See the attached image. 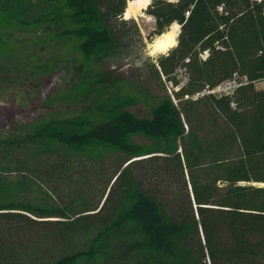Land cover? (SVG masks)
<instances>
[{
    "label": "trees",
    "instance_id": "16d2710c",
    "mask_svg": "<svg viewBox=\"0 0 264 264\" xmlns=\"http://www.w3.org/2000/svg\"><path fill=\"white\" fill-rule=\"evenodd\" d=\"M129 1L0 0V27L98 64L141 35ZM146 13L149 37L180 32L138 95L0 135V264H264V0H153ZM234 76L232 94L191 99ZM46 244L60 249L42 256Z\"/></svg>",
    "mask_w": 264,
    "mask_h": 264
},
{
    "label": "rangeland",
    "instance_id": "374dc122",
    "mask_svg": "<svg viewBox=\"0 0 264 264\" xmlns=\"http://www.w3.org/2000/svg\"><path fill=\"white\" fill-rule=\"evenodd\" d=\"M147 8L133 17L141 35L130 41L123 55L88 65H80L82 57L71 42H44L40 32L4 21L0 27V135L41 119L91 113L113 96L138 95L136 85L149 74L150 64L159 54L169 51L153 52L158 36L149 37L156 24L146 13ZM178 79L180 86L186 83L183 71L178 72ZM165 84L172 94V84ZM256 87L264 89V81L256 83ZM133 111L144 115L147 109L141 103ZM59 249L46 244L42 256L55 254ZM43 257L10 260L9 264H46L48 258Z\"/></svg>",
    "mask_w": 264,
    "mask_h": 264
},
{
    "label": "bare ground",
    "instance_id": "6f19581e",
    "mask_svg": "<svg viewBox=\"0 0 264 264\" xmlns=\"http://www.w3.org/2000/svg\"><path fill=\"white\" fill-rule=\"evenodd\" d=\"M150 2L151 0H130L124 17L129 19L138 16L143 9L149 6ZM179 32L180 26L178 24L172 25L167 32L155 39L152 45L153 52H166L176 46Z\"/></svg>",
    "mask_w": 264,
    "mask_h": 264
},
{
    "label": "built area",
    "instance_id": "2783aa9c",
    "mask_svg": "<svg viewBox=\"0 0 264 264\" xmlns=\"http://www.w3.org/2000/svg\"><path fill=\"white\" fill-rule=\"evenodd\" d=\"M207 55V52H205L202 55V58H205V56ZM242 84V82L240 81V78L237 76H234L232 79L224 81L223 83H221L220 85H218L217 87H215L214 89H206L201 93L195 94L191 97V99L193 101H197L200 97L204 96L205 94H225V95H229L232 94L240 85ZM186 98H188V96H186Z\"/></svg>",
    "mask_w": 264,
    "mask_h": 264
},
{
    "label": "water",
    "instance_id": "95a60500",
    "mask_svg": "<svg viewBox=\"0 0 264 264\" xmlns=\"http://www.w3.org/2000/svg\"><path fill=\"white\" fill-rule=\"evenodd\" d=\"M179 36V35H178ZM177 43H178V38H177ZM177 45V44H176Z\"/></svg>",
    "mask_w": 264,
    "mask_h": 264
}]
</instances>
